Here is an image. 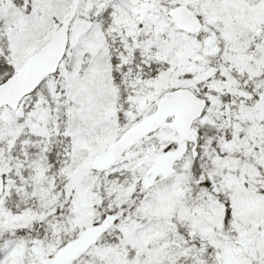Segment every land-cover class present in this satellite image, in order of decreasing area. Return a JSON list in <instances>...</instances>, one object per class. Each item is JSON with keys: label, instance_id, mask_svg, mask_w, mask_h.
I'll list each match as a JSON object with an SVG mask.
<instances>
[{"label": "snow or ice", "instance_id": "6c2138e0", "mask_svg": "<svg viewBox=\"0 0 264 264\" xmlns=\"http://www.w3.org/2000/svg\"><path fill=\"white\" fill-rule=\"evenodd\" d=\"M0 264H264V0H0Z\"/></svg>", "mask_w": 264, "mask_h": 264}]
</instances>
